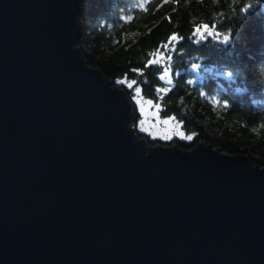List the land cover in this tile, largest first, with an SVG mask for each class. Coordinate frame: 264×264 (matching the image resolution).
Segmentation results:
<instances>
[{
	"label": "water",
	"instance_id": "1",
	"mask_svg": "<svg viewBox=\"0 0 264 264\" xmlns=\"http://www.w3.org/2000/svg\"><path fill=\"white\" fill-rule=\"evenodd\" d=\"M85 1L0 0V264H264V166L138 137Z\"/></svg>",
	"mask_w": 264,
	"mask_h": 264
},
{
	"label": "trees",
	"instance_id": "2",
	"mask_svg": "<svg viewBox=\"0 0 264 264\" xmlns=\"http://www.w3.org/2000/svg\"><path fill=\"white\" fill-rule=\"evenodd\" d=\"M78 21L88 63L121 85L134 104L135 87H141L140 96L158 103L160 116L175 117L193 139L164 143L133 126L138 137L185 150L204 140L264 166V0H86ZM204 25L222 37L206 34L198 41L192 33ZM173 34L184 37L173 42V84L167 94L158 93L166 87L158 79L161 67L145 65ZM125 78L137 80L133 89L121 83ZM135 115L134 125L136 105Z\"/></svg>",
	"mask_w": 264,
	"mask_h": 264
},
{
	"label": "rangeland",
	"instance_id": "3",
	"mask_svg": "<svg viewBox=\"0 0 264 264\" xmlns=\"http://www.w3.org/2000/svg\"><path fill=\"white\" fill-rule=\"evenodd\" d=\"M208 31L213 32L208 27L207 31L201 27V32L204 35H206ZM212 36L218 38L222 37V35H214V32ZM166 59L167 58L165 57V60ZM137 101H139V103ZM135 105L138 111V119L134 126L139 132L146 134L152 139H159L164 143H167L174 138H183L186 136L182 130L181 124L175 119L162 118L160 114L157 113L155 103L149 105L147 99L139 96L135 98ZM166 119L169 120L167 124L164 123Z\"/></svg>",
	"mask_w": 264,
	"mask_h": 264
},
{
	"label": "snow or ice",
	"instance_id": "4",
	"mask_svg": "<svg viewBox=\"0 0 264 264\" xmlns=\"http://www.w3.org/2000/svg\"><path fill=\"white\" fill-rule=\"evenodd\" d=\"M206 31H207V25L202 26ZM218 34V33H217ZM216 34V35H217ZM193 36H198V41L199 39H205L207 38L202 32H201V28L197 27L195 29V31L192 33ZM208 36H212L213 32L208 31L207 32ZM225 38V37H223ZM184 37L180 36L178 37L176 34L171 35L168 38V43H165L163 45H161V47L163 48V52H161L159 50V48L157 49L156 53H149V55L154 56V59H149L147 64L145 65V68H150L153 65H159L161 67V71L158 73V79L162 82H164V84L166 85V87H160L157 89L158 93H163V94H167L170 91V88L167 86H171L173 84V79H172V65H171V61H172V55L171 53L173 51H175V47L176 44H174L173 42L179 43L180 40H183ZM169 45H171V48L169 47ZM165 53H167V59L165 60ZM132 72L137 73L138 75H143L144 71L143 69H136L133 68L131 69ZM121 83L126 84L128 89H133V86L137 84V80L133 79L131 81H128L127 78H125L124 80L121 81ZM135 95H134V99L136 97H139L141 94V87L137 86L135 87ZM162 99V97H161ZM139 103V101H137ZM148 104L149 105H153V101L152 100H148ZM155 108L157 109V113H159L160 110V105L157 103L155 105ZM170 119L174 120L175 117H171ZM169 122V120H165L164 123L167 124ZM188 140H192L193 137L191 135H188L186 137Z\"/></svg>",
	"mask_w": 264,
	"mask_h": 264
}]
</instances>
